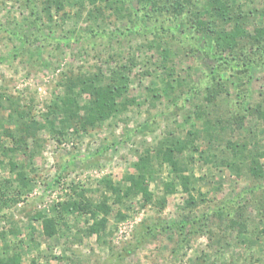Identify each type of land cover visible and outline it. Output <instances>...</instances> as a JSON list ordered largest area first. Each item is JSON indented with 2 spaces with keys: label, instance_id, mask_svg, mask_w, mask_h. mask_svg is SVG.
Instances as JSON below:
<instances>
[{
  "label": "rangeland",
  "instance_id": "obj_1",
  "mask_svg": "<svg viewBox=\"0 0 264 264\" xmlns=\"http://www.w3.org/2000/svg\"><path fill=\"white\" fill-rule=\"evenodd\" d=\"M260 30L264 0H0V264H264Z\"/></svg>",
  "mask_w": 264,
  "mask_h": 264
},
{
  "label": "trees",
  "instance_id": "obj_2",
  "mask_svg": "<svg viewBox=\"0 0 264 264\" xmlns=\"http://www.w3.org/2000/svg\"><path fill=\"white\" fill-rule=\"evenodd\" d=\"M213 2H219V0H213ZM177 3H178L179 6H182V5H180V1H178ZM217 8H218V10H217L218 11V16L220 18H222V19L223 18L225 19L227 17L226 15L228 13V9L225 8V7H223V6H221L220 4L217 5ZM217 8H213V9H217ZM238 18L239 17L236 18V23L237 24H236V26H234V28H233V30H232L231 33H226V32L221 33V32H219L217 34V39L215 41L217 42L216 45H217L218 48L221 49V47H223L226 50L228 49L229 51L234 50V48H235L234 47V39H235V37H236V40H237V39L242 38L244 36V32L242 31L241 27L239 26L240 25V19H238ZM256 33H257L258 36L255 37V38L254 37H251V38H248L247 37L248 39H250L249 40L250 41V44L258 43V44H255V46L253 48H250L251 49V52H253L254 54H256V51L258 49H261V46L259 45V43L261 44L262 43V40H264V38H262L264 36L263 35L264 30H260V31H258ZM259 52L264 53V48H263V51L260 50ZM96 110L102 111L103 109L97 106V109ZM257 170H258V168H257ZM256 174H261V171L258 170V172ZM134 184L137 187V193L140 192L142 194V196L145 197V198H148L149 197L148 196V191H146L143 187H141L140 184H138L137 182H135ZM94 206H95V208L101 207V206L103 207L104 204L94 205ZM92 231H93V228H92ZM44 233L46 235H48V236L50 235L49 232L46 231V230H44ZM3 263L4 264H9L8 260H6Z\"/></svg>",
  "mask_w": 264,
  "mask_h": 264
}]
</instances>
